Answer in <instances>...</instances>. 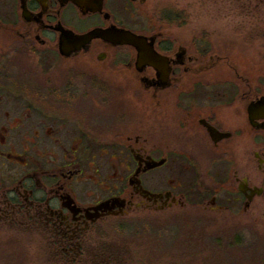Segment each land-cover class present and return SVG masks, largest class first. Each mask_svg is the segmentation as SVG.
Returning <instances> with one entry per match:
<instances>
[{
	"label": "flooded vegetation",
	"instance_id": "flooded-vegetation-1",
	"mask_svg": "<svg viewBox=\"0 0 264 264\" xmlns=\"http://www.w3.org/2000/svg\"><path fill=\"white\" fill-rule=\"evenodd\" d=\"M263 1L185 33L178 0H0V228L33 264H264V76L231 59ZM97 28L152 50L62 54Z\"/></svg>",
	"mask_w": 264,
	"mask_h": 264
},
{
	"label": "rangeland",
	"instance_id": "rangeland-1",
	"mask_svg": "<svg viewBox=\"0 0 264 264\" xmlns=\"http://www.w3.org/2000/svg\"><path fill=\"white\" fill-rule=\"evenodd\" d=\"M164 1L171 3L177 0H156L157 7L165 4ZM178 1L184 12L185 23H187L184 25L185 33H192L195 31V28L198 29L199 32L206 31L205 29H207L208 22H212L211 14L213 13H215V17L218 16L221 22H224L223 12H220L221 9L213 5L212 0ZM234 15L235 14H232L231 16ZM258 16L262 17V21L257 26V33L247 36L244 38L245 40L242 41L234 37L237 40L232 41V48L234 49L231 52V59L237 65L245 69L247 74L252 78L260 74L264 76V1L262 10ZM231 26L233 29L235 27V30L239 28V26H233V22ZM252 29L251 25H247V31H251ZM241 36L244 37L243 35ZM249 222L248 224H250ZM16 238H19V241H16ZM26 238H28L26 233L0 228V264H33L37 257L41 256V249L33 246L29 241L27 242ZM247 241L250 242L251 239L247 238ZM262 247L264 248V236ZM251 249H253L252 246L248 247V251Z\"/></svg>",
	"mask_w": 264,
	"mask_h": 264
},
{
	"label": "water",
	"instance_id": "water-1",
	"mask_svg": "<svg viewBox=\"0 0 264 264\" xmlns=\"http://www.w3.org/2000/svg\"><path fill=\"white\" fill-rule=\"evenodd\" d=\"M100 37L112 43H129L136 47V49L140 52L142 57L149 56V52L151 48H148L139 36L133 35L128 32H123L122 30L111 28L101 30L99 28L93 29L90 32L83 35H71L68 39H65L64 36L60 38V51L64 55H68L72 50L78 49L85 42L89 41L91 38ZM152 50V49H151ZM264 102V97L261 98ZM264 104V103H263Z\"/></svg>",
	"mask_w": 264,
	"mask_h": 264
}]
</instances>
